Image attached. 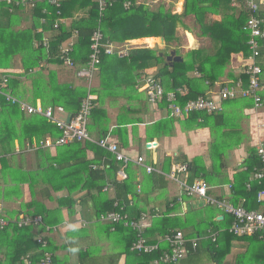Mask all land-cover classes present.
I'll list each match as a JSON object with an SVG mask.
<instances>
[{"label": "trees", "instance_id": "obj_1", "mask_svg": "<svg viewBox=\"0 0 264 264\" xmlns=\"http://www.w3.org/2000/svg\"><path fill=\"white\" fill-rule=\"evenodd\" d=\"M57 1L58 8L50 5L48 0H39L32 9L13 6L11 11L10 5L0 3V83L6 78L3 91L32 105L39 99L44 107L62 106L73 115L78 112L86 96V88L56 82L53 71L43 74L41 62L64 66L60 49L74 38L69 53L73 69L79 70L86 65L91 53L90 37L98 26V20L104 42L124 44L159 37L165 41L166 48L162 51L130 48L125 58L104 54L100 56L97 70L99 85L92 89L93 110L91 123L87 127L90 135L97 133V139L111 134L125 145L128 132L126 127L143 123L140 115L146 114L149 107L146 99L138 92L142 83L135 82L133 77L124 81V76L129 72H136L138 78L144 70L156 68L153 78L160 81L166 91L175 92L177 103L181 106L198 97L208 96L216 86L219 90L235 84L241 77L246 82V77L236 75L230 64L234 57L246 58L249 54L248 35L244 30L249 18V11L244 7L246 0H236V7L232 5V0H183L179 14L172 12L171 4L151 8L138 4L137 0H108L112 6L101 17L94 0ZM126 3L131 6L125 8ZM28 17H31L30 27L18 26ZM42 18L46 21L44 25L40 24ZM60 20L65 23H58L57 29H54V24ZM40 27L42 33L36 34ZM178 28L198 39L197 49L181 53L180 48L184 46L182 42L185 44V40L178 37ZM44 35L49 36L48 48L42 46ZM34 42H37L36 46ZM154 45L149 44L147 47L152 48ZM170 51H174L182 61L167 63L166 57ZM14 57L20 61L21 73H9L7 70ZM113 66L117 68L115 73ZM106 95H119L125 103L120 108L125 113H118L116 126L111 130L109 118L102 108ZM165 107L164 102L156 106L164 110ZM252 107L251 99L242 98L225 102L220 112H196L185 118H169L166 115L144 128V139L151 142L157 134H167L174 122H179L185 130L209 128V163L202 156L182 160L181 164H186L189 170L187 183L191 185L195 180H203L211 184L217 180L221 184H229L228 197L234 205H241L248 211L264 210V205L256 200L258 192L264 189V182H249L254 169L261 166L253 146L247 145V155L233 178L229 179L226 174L230 169L228 153L249 141L243 124L248 125L249 117L245 112ZM129 115L134 117L129 118ZM59 136L60 131L51 122L40 116L25 115L17 105L6 102L0 96V202H14L17 206L6 217L13 219L19 214L40 216L44 225L56 227L62 225L66 218L71 220L81 213V218L90 222L85 227L76 226L56 233H45V247L35 241L36 235L44 232L43 227L36 230L10 225L0 229V264H26V261L39 264L45 253L51 255V264H71L70 256H75V264H155L159 257L157 253L138 256L130 251L135 240L132 230L121 224L104 225L97 221L102 214L126 212L129 203H133L137 209L135 217L144 213L151 219V226L145 232L148 243H154L172 231H181L189 239L203 233L207 235L206 229L210 232L223 230L221 236L226 246L218 239L215 242L209 239L200 241L196 251H190L184 258L192 260L191 264H198L195 259L200 257L201 252L212 253L214 264H222L216 256L227 254L234 241L250 244L245 253L237 257V263L244 262L246 255H257V247H253V241H256L259 244L258 264H264L262 240L258 235L236 237L229 234L227 230L233 219L228 215L222 214L223 219L217 221L214 210L206 207V226L196 223L192 215L186 218L173 215L177 209L169 208L171 203L162 211L155 207L148 208L147 203L140 205L142 192L137 190L133 166L130 164L126 168L127 180L117 182L115 174L120 164L108 152L89 142L57 147L55 156H51L48 149L39 148L34 153L35 170L25 169L22 165L15 166V141L23 150L26 143L33 145L35 142L40 147L47 137L55 141ZM102 164L104 168L100 169ZM170 164L169 158H166L162 163V171L167 173ZM152 178L161 179L155 173ZM248 183L249 189L246 187ZM24 184L28 186L31 196L28 202L21 200ZM106 185L111 187L108 192L103 191ZM111 192L113 197L110 196ZM13 197H18V200L14 201ZM185 199L183 196L182 200ZM46 201L55 206H47ZM93 232L98 237H104L117 250L101 254L97 245L91 241L90 235ZM55 237L61 240L60 245ZM161 249H165V246ZM61 250L69 251L68 256L60 257L58 251Z\"/></svg>", "mask_w": 264, "mask_h": 264}, {"label": "built area", "instance_id": "obj_2", "mask_svg": "<svg viewBox=\"0 0 264 264\" xmlns=\"http://www.w3.org/2000/svg\"><path fill=\"white\" fill-rule=\"evenodd\" d=\"M39 0H0L6 5H10L12 10L13 6L32 9L35 7L36 2ZM97 4L99 16L105 12V10L112 6V2L108 0H94ZM48 3L56 8L59 7L57 0H48ZM232 5L237 6L236 0H232ZM130 3L124 5L125 8H129ZM244 7L249 11V18L245 23L244 30L248 35L247 47L249 54L246 58L238 57L233 58L232 63L236 64V68L239 69L238 75L245 76L246 82L239 78L235 84L230 86H224L218 90L215 97H198L195 100L189 101L184 105L177 103V95L173 91H166L160 81L153 78V75L144 76L138 87V91L144 93L148 104L155 108L158 104L165 103V111L169 118H185L188 115L196 112H204L211 114L220 112L222 105L227 101H235L237 99H251L253 102L252 112L256 114L261 110L262 97L261 91V78L262 69L259 63L260 50L264 45V0H246ZM45 13V11H43ZM59 14V12L57 13ZM45 19L40 20V24H45ZM58 23H65L60 20L54 24V29H57ZM36 33H42V28H38ZM76 34H74L75 37ZM49 38L43 36L42 46L48 48ZM72 40L68 41L60 49V54L64 64L70 68L74 66L73 62L69 58L71 52ZM133 44L126 42L125 45L118 46L114 43L104 42L103 34L100 30V20H98V26L94 30L90 37V56L89 61L84 65L77 73V76L83 78L85 81L86 96L82 99L79 110L76 114H71L69 122H66L67 114L63 107H44L39 102L35 105L28 104L22 100H19L9 94V92L3 91L6 87L7 79L4 78L0 83V96L5 99L6 102L15 104L19 107L25 115H36L45 118L51 122L57 130L60 131V136L55 141H52L47 137L42 147L52 148L70 145L72 143L89 142L96 145L100 149L108 152L114 161L120 164L118 171L115 174L117 182H123L127 180L126 168L130 164L142 167L147 174L154 172L159 173L153 166L146 164L145 159L142 156H138L135 159L124 154L119 148L116 142L110 140L109 136L103 139H94L88 132V122L91 112L93 110L92 103V82L95 73L100 65V56L102 54L107 56H116L118 58H125L130 48H133ZM238 59V60H237ZM181 93V92H180ZM182 94V93H181ZM63 114L65 118L61 119L57 115ZM258 118V117H257ZM256 118V119H257ZM264 126L261 122L255 123L254 132V148L256 156L260 162V167L255 168L251 174L250 181H257L258 183L264 182V137L261 133ZM38 147L32 145L27 147L28 151L35 150ZM148 149H155V142L147 143ZM96 168V166H93ZM98 168V167H97ZM104 165L100 166L103 169ZM183 175V179H178V175ZM189 176L188 166L186 164H174L171 168L168 178L176 181L180 188L181 193L187 197H193L201 200L205 205L215 207L224 215H228L233 219L231 226L227 232L236 237H251L258 235L264 245V210L248 211L241 205H234L227 200H218L208 195V185L203 180H195L191 185L187 183ZM247 189L250 188L249 183L246 185ZM111 189L109 185H106L103 189L104 192H108ZM258 203L264 205V189L260 190L256 196ZM132 204L129 203L128 206ZM127 206V207H128ZM98 223L104 225H118L121 224L125 228H129L135 234V240L131 245L130 251L136 253L138 256L150 255L157 253L159 255L155 264H178L183 260L187 254L191 251L194 252L197 249L198 243L204 239H209L215 242L217 237L223 230L217 232H208L209 234L204 236H197L195 238H185L181 231H172L160 238L154 243H148V239L145 237V232L151 226V219L144 213L137 217H131L128 212L117 213L111 212L100 215L97 219ZM89 223L79 217L74 218L73 221H64L62 225L56 227H49L44 225L40 216L29 217L24 214H19L13 219L6 217L3 205L0 203V229L6 228L10 225H15L18 228L31 227L39 230L44 228L42 234H37L35 241L38 245L45 247L47 241L45 240V233L51 231L56 233L69 229L72 227H85ZM165 249H161L164 247ZM26 264L29 262L26 261ZM39 264H51V255L45 253Z\"/></svg>", "mask_w": 264, "mask_h": 264}, {"label": "crops", "instance_id": "obj_3", "mask_svg": "<svg viewBox=\"0 0 264 264\" xmlns=\"http://www.w3.org/2000/svg\"><path fill=\"white\" fill-rule=\"evenodd\" d=\"M160 2L163 3L164 6H168L169 3H172V0H150L147 4H144L149 7H154L160 5ZM180 7L178 8V12H173V13H180L182 10V4L183 0L179 1ZM264 10V9H263ZM181 30L179 28L177 29V35H179ZM37 34V33H36ZM182 35V34H181ZM184 35V40L186 42V45L182 46L181 48L185 49V52L193 49H197L199 46L198 39L190 34L189 32H183ZM45 37L49 38V36L44 35ZM72 42L74 38L71 39ZM158 38H143L139 40H133L130 41L129 43L137 44L141 43L142 47H133V48H149L147 47L149 44H155L154 47L158 48ZM37 42H34V45L36 46ZM118 46L125 45L124 44H116ZM164 49L166 48L165 42H164ZM153 47V48H154ZM152 49V48H150ZM161 50V51H162ZM171 52V51H170ZM184 52V53H185ZM260 58H259V63L261 65L262 69V78H261V91L260 95L263 100V106L261 110H259L256 114L252 112V110L246 111L245 115L248 116V125L245 123L243 124V128L245 130V133L249 136V141L247 143H242L241 146L236 149L235 151L228 153V162H230V169L226 172L227 176L229 179L233 178V175L237 168L241 167V164L243 163L246 155H247V145L254 146V132H255V123L256 122H261L264 126V45L260 50ZM17 58V57H16ZM235 58V57H234ZM238 58V56H237ZM238 60V59H237ZM232 63V60L230 61V64ZM42 69H44L43 74L47 75L48 72L53 71L55 78L54 80L60 84H73L75 86H80L82 85L85 88V81L83 78H80L77 76L78 71L68 67V66H57L53 64H49L45 61L41 62ZM231 66L233 67L234 73L238 75V70L236 68V64L232 63ZM114 67V66H113ZM115 68V67H114ZM64 69V71H62ZM9 73H21L23 70L20 66V61H18V58L16 61H12V65L9 69H7ZM7 70H1V72H5ZM114 73L117 70V68L113 69ZM148 70H155L156 73V68L148 69ZM148 70H144L145 72L143 73L144 76H147L146 72ZM67 71V72H65ZM154 73V74H155ZM98 74L99 71L95 73L93 83H97L96 86L99 85L98 83ZM112 74V73H111ZM113 75V74H112ZM133 77V80L135 82L138 81V78L136 77V72H129L128 75L124 76V81L128 80ZM143 77V75H142ZM141 77V78H142ZM144 78V77H143ZM142 78V79H143ZM142 79L138 82L141 83ZM24 80V79H23ZM95 86V87H96ZM218 86H216V89L211 90L208 96L210 97H215L218 93ZM93 89V87H92ZM139 92V91H138ZM141 93V92H139ZM141 97L144 99L147 98L144 93H141ZM24 101V100H23ZM120 101V100H119ZM27 102V101H25ZM39 102L40 100L37 99L36 103ZM28 103V102H27ZM30 104V103H28ZM41 104V103H40ZM117 104V103H116ZM148 104V102H147ZM32 105V104H31ZM125 105V103L120 102L118 105V111L115 112H110L113 113L111 117L107 116L109 118V130L113 129L116 126V117L118 113L124 112L125 111H120V108ZM137 106V104H135ZM62 107V106H60ZM148 112L146 114L140 115L143 119L142 124H136V125H128L126 127L127 129V137L125 138V145H122L119 141L118 138L115 136H112L111 134H108L109 138L113 142H119L117 143L121 151L126 154L127 156L131 157L132 159L137 158L138 156H142L145 159L146 164L153 166L155 170L159 171V173L154 172L157 174L161 179L156 180L155 178H152V174H147L145 173L144 169L142 167L136 166L135 164H131L133 166L134 171V177H135V182L137 190L139 193L142 192L141 194V203L140 205H145L146 203L148 204V208H157L159 211H162L163 209H166L167 204H170L169 208L177 209V211H174L175 213L173 215L177 217H190V215L193 216L194 221L198 224L201 225H208L205 222V208L206 207H211L214 212L217 214V218L215 220H222L223 219V213L220 212L218 209L212 206L205 205L201 200L193 197H187L181 193V188L179 184L176 181H173L168 178V174L171 171V168L174 164H181L182 160L187 159L190 160L196 156H202L204 160L209 163L208 159V145L211 140V130L209 128H199V129H187L185 130L180 126L179 122H174L173 126L168 130L167 134L165 135H160L157 134L151 142H155L156 148L155 149H148L147 148V143H149V140L144 139V128L149 125H153L154 122L158 121L159 119H163L166 117V111L164 109H158V108H153L148 104ZM113 108V106H112ZM114 111V110H112ZM67 116L71 113L66 111ZM161 114V115H160ZM134 117L133 115H129V118ZM139 117V116H138ZM258 117V118H257ZM65 118V116H64ZM257 118V119H256ZM110 132V131H109ZM263 137H264V128L261 131ZM97 133L91 134V137L94 139H97ZM246 139V138H245ZM36 147H38L35 150L28 151L27 147H31L32 145H29L26 143V148L21 150L17 141H15V149H14V158H15V166L16 165H22L25 169L28 170H35L36 167V159L34 153L40 148V149H48L50 152L51 156L56 155V148L57 147H52V148H46L42 147L41 144L40 147L36 145L35 142H33ZM63 147V146H61ZM26 158V161H24ZM89 158H91V154L89 153ZM166 158H169L171 164H170V169L166 173L162 171V163ZM178 179H183V175H178ZM208 185V195L218 199V200H227L231 201V199L228 197L229 195V184H221V182H218L217 180L213 181L211 184ZM140 190V191H139ZM110 196L113 197L114 194L113 192L110 193ZM183 196L186 197L185 201L182 200ZM228 197V198H227ZM177 198V199H176ZM31 199L30 192L28 189L27 185H23L22 187V195H21V200L23 202H28ZM14 201L18 200V197H13ZM12 200V201H13ZM173 200H176L175 203H172ZM199 201L198 209L195 208V202L194 201ZM3 205L4 211L7 214L9 211L13 210L14 208L17 209V206L14 202L12 203H7V202H0ZM131 206H128L127 212L131 217H135L137 209L133 203H131ZM129 205V204H128ZM141 207V206H140ZM81 213L77 214L74 218L79 217L81 218ZM73 219H67L68 221H73ZM65 220V221H66ZM90 224V222H88ZM88 224V225H89ZM206 232H209V230L206 229ZM209 233H207L208 235ZM206 233L201 234V236L206 237ZM222 232L219 234L217 239L223 243V246H226V242H224L223 237L221 236ZM207 241V239L202 240V242ZM253 247L254 245L257 247V255L256 256H250L246 255L245 261L244 262H239L237 263V257H239L242 253H245L247 250V247L250 245L246 241H234L230 244V250L227 252V254L219 255L218 257L216 256V259L221 260L222 264H258L259 260L258 259V252H259V244H257L256 241H253ZM216 255V253L214 254ZM213 254L212 253H205L201 252L200 257L198 256L197 259H195V262L198 264H214V260L212 259ZM192 260L184 259L181 261L179 264H191Z\"/></svg>", "mask_w": 264, "mask_h": 264}, {"label": "rangeland", "instance_id": "obj_4", "mask_svg": "<svg viewBox=\"0 0 264 264\" xmlns=\"http://www.w3.org/2000/svg\"><path fill=\"white\" fill-rule=\"evenodd\" d=\"M149 1L150 0H137V3L144 5V4H147ZM179 1H181V0H172V3H169V4H171V10H172V12H176V11L178 12V8L180 7ZM160 5H163V3L160 2ZM151 8H153V7H151ZM30 24H31V17H28V19H23V21L18 26L28 28V27H30ZM179 30H181V31H180L178 37L183 38L184 37V35H183V32L184 31L181 28H179ZM183 40H184V38H183ZM157 43H158V41H157ZM182 44L183 45H186V42H185V44H184V42H182ZM133 47H142V45H141V43H137V44H134ZM153 47H152V50H155L156 49L158 51H161L158 48H155V47L153 48ZM148 49H150V48H148ZM180 51L183 54L185 52V49L180 48ZM13 59H14V61L17 60V58H15V57ZM62 71H64V69ZM65 72H67V71H65ZM143 73L144 72H141L140 75L138 76V81H140L144 77V74ZM154 73H155V70H148L146 72V74L149 75V76L150 75H153ZM142 75H143V77H142ZM97 80H98V78H97ZM98 83H99V80H98ZM96 85H97V83L95 84V82H94L92 87L95 88ZM119 97H120L119 95L118 96H110V95H106L105 96V98L103 99V106H102V108H103V110H105L106 116L111 117L113 115V113H110V112L118 111V105H119V103L120 102H123L124 103V98L123 97H120L119 98ZM112 106H113V108H112ZM112 110H114V111H112ZM57 117L63 119L64 118V115L63 114H60V115H57ZM90 123H91V121L89 119L88 126L90 125ZM24 161H26V158H25ZM16 163H18V162H16ZM194 202H195V204H194L195 205V208L198 209V206L197 205H199L200 202L198 200L197 201H194ZM45 203L49 207L55 206V204L52 203V202H47L46 201ZM90 236H91V241L93 243H95V245H97V247L100 249V253L101 254L115 252L117 250V248L113 244H110L109 241H106L104 237H98L97 234H96V232H93ZM55 239L57 240V243L60 245L61 244V240L58 239L57 237H55ZM68 254H69V251H67V250L58 251V255L60 257H62V256H68ZM70 262H71V264H75V262H76L75 256H70Z\"/></svg>", "mask_w": 264, "mask_h": 264}, {"label": "water", "instance_id": "obj_5", "mask_svg": "<svg viewBox=\"0 0 264 264\" xmlns=\"http://www.w3.org/2000/svg\"><path fill=\"white\" fill-rule=\"evenodd\" d=\"M164 38L163 37H159L158 38V49L159 50H162V49H164ZM166 61H167V63H172V62H181L182 61V59L180 58V57H177L176 55H175V52L174 51H171L170 53H169V55L166 57ZM70 118H71V114H69L68 116H67V119H66V122H69V120H70Z\"/></svg>", "mask_w": 264, "mask_h": 264}]
</instances>
